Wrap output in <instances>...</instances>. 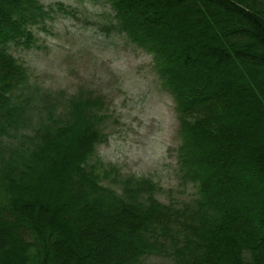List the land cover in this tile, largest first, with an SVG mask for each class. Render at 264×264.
Returning <instances> with one entry per match:
<instances>
[{
  "label": "trees",
  "instance_id": "obj_1",
  "mask_svg": "<svg viewBox=\"0 0 264 264\" xmlns=\"http://www.w3.org/2000/svg\"><path fill=\"white\" fill-rule=\"evenodd\" d=\"M109 1L101 29L150 53L177 104L194 196L107 181L100 100L33 84L11 52L38 49L62 5L0 0V264H264V0Z\"/></svg>",
  "mask_w": 264,
  "mask_h": 264
},
{
  "label": "rangeland",
  "instance_id": "obj_2",
  "mask_svg": "<svg viewBox=\"0 0 264 264\" xmlns=\"http://www.w3.org/2000/svg\"><path fill=\"white\" fill-rule=\"evenodd\" d=\"M61 4L44 31H36L39 48L11 52L26 67L33 84L59 92L63 100L76 94L100 100L106 115L103 141L93 162L109 174L111 185L132 179L152 180L158 198L182 204L194 196L178 177L180 145L177 104L157 72L153 56L120 31L110 34L101 21L113 19L109 0H40ZM106 185L108 183L105 182ZM141 264H173L150 256Z\"/></svg>",
  "mask_w": 264,
  "mask_h": 264
}]
</instances>
